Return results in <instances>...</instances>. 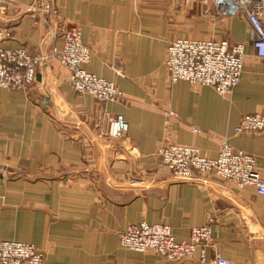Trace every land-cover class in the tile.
<instances>
[{"label": "crops", "instance_id": "crops-1", "mask_svg": "<svg viewBox=\"0 0 264 264\" xmlns=\"http://www.w3.org/2000/svg\"><path fill=\"white\" fill-rule=\"evenodd\" d=\"M0 13L2 47L47 59L28 92L0 91V242L44 252V264H199L122 249L118 233L142 222L169 226L177 241L211 224L207 261L264 264V196L214 177L180 181L156 149L179 144L215 159L220 141L255 158L264 178V132L234 134L240 119L264 107V60L240 18L218 17L202 0H8ZM49 3L56 17L27 8ZM77 27L90 50L83 69L112 82L117 102L74 93L68 71L49 55ZM228 40L244 45L240 82L225 97L211 87L170 83V42ZM121 117L127 130L108 134ZM195 130L197 132H195Z\"/></svg>", "mask_w": 264, "mask_h": 264}, {"label": "built area", "instance_id": "built-area-1", "mask_svg": "<svg viewBox=\"0 0 264 264\" xmlns=\"http://www.w3.org/2000/svg\"><path fill=\"white\" fill-rule=\"evenodd\" d=\"M210 1L216 12L224 17L240 18L248 25V43L255 56L264 60V0H202ZM16 8L8 0H0V13ZM39 9L45 16L58 15L49 3L27 8L35 13ZM8 33L0 30V91L27 92L35 82L38 69L47 59L30 55L25 49L2 47ZM61 49H52L49 57L68 71V81L74 93L89 96L99 102H117L122 93L109 81L87 73L83 66L90 59L88 47L82 43L77 27L62 32ZM244 45L227 40L178 39L169 43L164 65L171 82L184 81L195 87H211L222 96H228L240 82L243 66ZM127 130L121 117L109 122V136L119 137ZM195 132H197L195 130ZM264 132V107L258 113L243 116L234 128V134ZM155 156L163 168L180 181H196L214 177L236 188L252 187L264 196V178L256 168L255 158L233 150L225 140L215 159L199 154L192 146L164 144L156 149ZM211 224L208 220L201 227L190 230V240L177 241L172 229L164 224L140 223L129 225L119 234L120 247L138 252H152L167 261L178 262L197 256L199 264L207 261V249L211 245ZM44 254L33 245L21 242H0V264H43ZM211 264H231L215 254Z\"/></svg>", "mask_w": 264, "mask_h": 264}, {"label": "rangeland", "instance_id": "rangeland-1", "mask_svg": "<svg viewBox=\"0 0 264 264\" xmlns=\"http://www.w3.org/2000/svg\"><path fill=\"white\" fill-rule=\"evenodd\" d=\"M189 0H185V4L187 5V3L186 2H188ZM217 16L218 17H224V16H222V15H220V14H217ZM227 18H232V17H227ZM185 39H187V38H185ZM191 40V39H190ZM228 41V40H227ZM89 52H90V50H89ZM89 62V61H88ZM165 66V65H164ZM165 69H166V67H165ZM167 71V70H166ZM88 73V72H87ZM168 74V73H167ZM96 76V75H95ZM168 78H169V75H168ZM169 81H170V83H176V82H171V80H170V78H169ZM69 82V81H68ZM177 82H179V81H177ZM182 82H184V81H182ZM187 83V82H186ZM34 84V83H33ZM189 84V83H188ZM70 85V84H69ZM190 85V84H189ZM33 86V85H32ZM31 86V87H32ZM192 86V85H191ZM195 87V86H194ZM71 88V87H70ZM117 88V87H116ZM199 88H201V87H199ZM118 89V88H117ZM213 89V88H212ZM72 90V89H71ZM119 90V89H118ZM29 91V90H28ZM27 91V92H28ZM120 91V90H119ZM215 91V90H214ZM121 92V91H120ZM232 92V91H231ZM122 93V92H121ZM120 101V100H119ZM108 133H109V130H108ZM123 135V134H122ZM113 138H115V137H113ZM179 145V144H178ZM183 146H186V145H183ZM197 149V148H196ZM198 150V149H197ZM200 154V153H199ZM156 157V156H155ZM157 159V158H156ZM158 161V160H157ZM158 164H159V162H158ZM160 165V164H159ZM172 175V174H171ZM128 227V226H127ZM126 227V228H127ZM125 228V229H126ZM124 229V230H125ZM124 230H122L121 232H123ZM121 232H119L118 233V239H119V234L121 233ZM9 242V241H8ZM120 245V244H119ZM35 247V246H34ZM36 248V247H35ZM122 248V247H121ZM38 249V248H37ZM122 249H124V248H122ZM40 250V249H39ZM125 250H127V249H125ZM42 251V250H41ZM128 251H130V250H128ZM43 252V251H42ZM134 252V251H133ZM43 254H44V252H43ZM44 259H45V256H44ZM44 264V263H43Z\"/></svg>", "mask_w": 264, "mask_h": 264}, {"label": "water", "instance_id": "water-1", "mask_svg": "<svg viewBox=\"0 0 264 264\" xmlns=\"http://www.w3.org/2000/svg\"><path fill=\"white\" fill-rule=\"evenodd\" d=\"M0 174H1V172H0Z\"/></svg>", "mask_w": 264, "mask_h": 264}]
</instances>
